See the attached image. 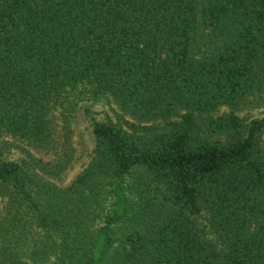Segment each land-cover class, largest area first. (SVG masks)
Segmentation results:
<instances>
[{"label": "trees", "instance_id": "obj_1", "mask_svg": "<svg viewBox=\"0 0 264 264\" xmlns=\"http://www.w3.org/2000/svg\"><path fill=\"white\" fill-rule=\"evenodd\" d=\"M69 92L131 120L67 186L0 156V264H264V0H0V138Z\"/></svg>", "mask_w": 264, "mask_h": 264}, {"label": "rangeland", "instance_id": "obj_2", "mask_svg": "<svg viewBox=\"0 0 264 264\" xmlns=\"http://www.w3.org/2000/svg\"><path fill=\"white\" fill-rule=\"evenodd\" d=\"M229 109L222 107L220 112ZM238 115L246 121L252 118L264 117V105L259 102L248 103L238 111ZM52 134L49 142L42 147L30 146L12 137L0 138L10 144H0V156L8 161L29 162L36 165L35 170L60 186L69 185L88 165L94 155L95 138L92 132L95 121L111 119L124 124L131 120L113 103L94 102L83 98L76 92H69L63 101L52 109ZM264 139V132H263ZM69 157V162L57 177L44 174L36 161L55 163L58 159ZM197 226L212 237L205 215L196 218Z\"/></svg>", "mask_w": 264, "mask_h": 264}]
</instances>
